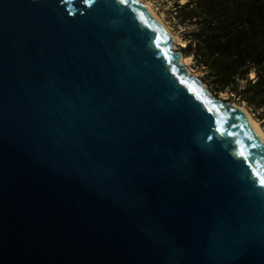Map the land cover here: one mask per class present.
I'll list each match as a JSON object with an SVG mask.
<instances>
[{
    "label": "water",
    "instance_id": "1",
    "mask_svg": "<svg viewBox=\"0 0 264 264\" xmlns=\"http://www.w3.org/2000/svg\"><path fill=\"white\" fill-rule=\"evenodd\" d=\"M172 42L138 0H0V264H264V143Z\"/></svg>",
    "mask_w": 264,
    "mask_h": 264
},
{
    "label": "trees",
    "instance_id": "2",
    "mask_svg": "<svg viewBox=\"0 0 264 264\" xmlns=\"http://www.w3.org/2000/svg\"><path fill=\"white\" fill-rule=\"evenodd\" d=\"M175 6L192 27L183 52L203 71L202 81L248 108H263L264 0H176Z\"/></svg>",
    "mask_w": 264,
    "mask_h": 264
},
{
    "label": "rangeland",
    "instance_id": "3",
    "mask_svg": "<svg viewBox=\"0 0 264 264\" xmlns=\"http://www.w3.org/2000/svg\"><path fill=\"white\" fill-rule=\"evenodd\" d=\"M146 1L152 4L157 14L162 18L163 22L168 26L170 31L176 36L175 42H172V49L179 51L184 55L183 48L189 37L187 33L189 29H191L192 27L189 26L188 19L184 18L185 15L183 14V12L180 13L179 9L175 6L176 0H146ZM184 1L185 0H180V2H184ZM187 66L191 68V73H190L191 75L189 73L188 74L190 76L199 79L209 95H211L212 97L228 100L230 102L239 103L237 99L231 97V95L228 92H219V93L213 92L209 88L207 83L202 81L201 77L203 75V71L196 68L192 64V60L190 56H188ZM250 76H253V74ZM246 108L252 114V116L261 123L264 129V116L261 113L262 111L264 112V107L259 109L258 111L248 107Z\"/></svg>",
    "mask_w": 264,
    "mask_h": 264
},
{
    "label": "bare ground",
    "instance_id": "4",
    "mask_svg": "<svg viewBox=\"0 0 264 264\" xmlns=\"http://www.w3.org/2000/svg\"><path fill=\"white\" fill-rule=\"evenodd\" d=\"M138 1L144 6V8L148 12H150L163 25V27L171 34L172 41L175 42L176 36L170 31L168 26L163 22L162 18L157 14L155 9L153 8L152 4L146 0H138ZM187 60H188V56H185L181 53L180 62L186 67L188 73L190 74L191 68H189L187 66ZM252 74L253 73H251V75ZM232 104L234 107H236L242 111L244 117L249 121L252 129L256 132L257 136L264 143V129H263L261 123L252 116V114L247 110V108L244 105H242L240 103H236V102H232Z\"/></svg>",
    "mask_w": 264,
    "mask_h": 264
},
{
    "label": "snow or ice",
    "instance_id": "5",
    "mask_svg": "<svg viewBox=\"0 0 264 264\" xmlns=\"http://www.w3.org/2000/svg\"><path fill=\"white\" fill-rule=\"evenodd\" d=\"M241 155H243V153H241ZM261 183L264 184V180H262Z\"/></svg>",
    "mask_w": 264,
    "mask_h": 264
}]
</instances>
